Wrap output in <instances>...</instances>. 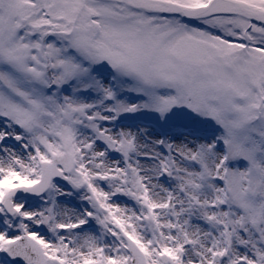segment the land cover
Returning a JSON list of instances; mask_svg holds the SVG:
<instances>
[{
  "label": "snow or ice",
  "instance_id": "obj_1",
  "mask_svg": "<svg viewBox=\"0 0 264 264\" xmlns=\"http://www.w3.org/2000/svg\"><path fill=\"white\" fill-rule=\"evenodd\" d=\"M0 264H264V0H0Z\"/></svg>",
  "mask_w": 264,
  "mask_h": 264
}]
</instances>
